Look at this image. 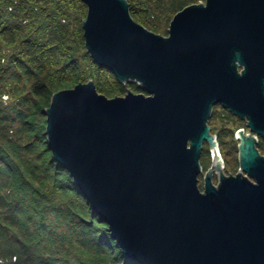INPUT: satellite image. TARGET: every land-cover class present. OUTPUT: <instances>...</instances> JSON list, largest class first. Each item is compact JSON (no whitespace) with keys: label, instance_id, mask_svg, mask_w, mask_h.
Instances as JSON below:
<instances>
[{"label":"water","instance_id":"1","mask_svg":"<svg viewBox=\"0 0 264 264\" xmlns=\"http://www.w3.org/2000/svg\"><path fill=\"white\" fill-rule=\"evenodd\" d=\"M81 1L86 51L141 91L108 98L90 80L55 93L44 111L54 159L127 258L264 264V0L191 4L167 37L134 21L128 0ZM216 104L247 119L234 175L208 124Z\"/></svg>","mask_w":264,"mask_h":264},{"label":"rangeland","instance_id":"2","mask_svg":"<svg viewBox=\"0 0 264 264\" xmlns=\"http://www.w3.org/2000/svg\"><path fill=\"white\" fill-rule=\"evenodd\" d=\"M19 1L22 5H24V3L27 4L22 6L17 16H15L17 22L23 24L21 27L22 31L14 37V41L11 45L5 46L7 43L4 42L2 38L6 35L7 30H0L1 73L2 76L5 74L9 75L3 77L0 83L1 86H4L7 90L10 86L9 91H11V95L13 96V98L10 99L4 96L3 101L5 104H8L9 107H13L20 99H32L31 104L27 106L28 108L32 107V111L29 110L26 112L28 108L24 106L26 109L24 110L25 117L22 118V116L17 115L16 118L18 122L16 125H23L21 119L25 122L28 120L29 122L30 111L32 113L36 111V121H40L43 126H46L47 117L45 113L42 112V109L45 111V109L50 107L52 96L59 91L73 89L77 84L86 83L90 80L95 84L97 82L102 83L107 91L105 93H102V91L98 92L108 98L125 96L129 91L139 93L128 84H126L125 89H120L115 84L113 77L109 78L112 76L111 73L106 71L107 74L103 69L100 70L93 64V59L85 49L84 30L82 28L83 22L87 18L88 8L86 4L82 5L76 0ZM205 1L206 0H128L130 4V14L134 21L143 25L146 29L166 37L169 36L171 21L179 11L191 4L205 3ZM17 7L19 8V5H17ZM26 14L30 16H24L28 17L29 22L22 20L23 15ZM7 19H9V17H7ZM7 19L6 22H8ZM51 30H55V33ZM72 54L77 56V63H70V61H68V57ZM4 55L7 56L5 61L2 59ZM13 59L19 62L16 67L12 65ZM8 82H13L12 86H7L6 83ZM31 120H34V118L32 119L31 117ZM208 124L211 128V133L217 136L220 155L224 162L223 168L225 175L237 174L241 170L239 167V154L235 134L237 129L245 127V122L231 114L221 105H216ZM27 125L25 124L23 127L25 128ZM26 135V133L23 134V136ZM0 138L3 140L1 142L3 147L7 142L12 140L9 135L2 131L0 132ZM31 138L32 136H30L29 139L26 138L27 142L25 146L31 143ZM41 143L42 147H44L42 150H44V141H41ZM258 149L260 154L264 156V140L258 145ZM28 150L27 148L26 151L23 150V155L25 158L32 161L31 168H29L31 177L33 178L31 182L35 185H48V187L42 189L44 196H48V199L57 200L56 210L58 211L48 214L47 223L54 225L52 229L57 228L54 231L55 237L61 235L58 233H62V230H69V227L65 225V221L74 223L76 231L75 234L68 235V238L72 240L69 246L78 249L85 238H81L82 236L78 234V229L80 228H77V224L79 225L77 218L75 215L72 217L66 214V219L64 220L62 212L65 210L77 211L76 207L80 204V200L83 202L82 199H80L77 193H71L72 191L70 192L69 189L54 190L57 189V186L53 187L54 181L52 180V176L54 177L55 173L53 170L52 172H48L43 167L44 160H42V150L38 153H29ZM47 156H50V154ZM200 162L203 171L199 175V187L203 191L204 174L212 164V155L208 143L204 145ZM34 168L36 171H34ZM244 175L247 176L245 173ZM58 179H60V177H58ZM63 202L64 204L61 205L60 203ZM59 213H62V215ZM41 233L44 234L43 231H41ZM90 244L94 245V241ZM48 248H50V246H48ZM63 251L66 252L64 248ZM61 252L62 250H57L54 253H48L47 249L43 252H39L38 254L41 255V260L38 264H45L44 262H47L46 259L51 261V264H65L67 257L64 252L62 254ZM71 253L73 252H67V254ZM85 257L87 258V255H85ZM73 264H76V260ZM81 264L95 263L92 261L90 263L87 260L81 262ZM118 264L127 263L119 261Z\"/></svg>","mask_w":264,"mask_h":264},{"label":"trees","instance_id":"3","mask_svg":"<svg viewBox=\"0 0 264 264\" xmlns=\"http://www.w3.org/2000/svg\"><path fill=\"white\" fill-rule=\"evenodd\" d=\"M76 1L85 5L81 0ZM17 5H19V8ZM25 5L27 4L24 3L22 5L19 0H0V30H7L6 35L2 38L7 43L5 46L11 45L14 37L22 31L21 27L23 24L17 22L15 16H17L20 8ZM24 16H29V14L22 17L23 21L29 22L28 17ZM6 19L8 22H6ZM51 31L54 32L55 30ZM6 57L4 55L2 59L5 61ZM68 61L70 63H77V56L75 54L70 55ZM18 64L17 60H12L13 66L16 67ZM93 64L98 69L111 73L112 76L109 78L113 77L117 87L125 89L126 85H123L112 71L99 66L94 60ZM1 72L0 67V82L3 80V77L9 76L6 74L2 76ZM12 84L13 82L6 83L7 86H12ZM95 85L99 92L105 93L107 91L102 83L97 82ZM128 85L138 92L141 91L136 84ZM9 88L7 90L0 83V132L2 131L9 135L10 139H12L3 147L1 144L3 140L0 138V264H38L41 260L39 252H43L46 249L48 253L62 250V254L64 252L63 248L66 251L64 253L67 257L65 264H73L75 260L76 264H81V262L87 260L95 264H118L119 261L127 264H139L122 253L116 241L111 238L109 226L101 222L99 217L93 213L88 201L74 184L69 172L54 159L46 135L47 122L46 126H43L40 121H36V111L32 113V107H27L31 104L32 99H20L13 107H9L8 104L4 103V96H7L8 99L13 98ZM24 106L28 108L26 112L31 110V114L29 115L30 120L29 122L28 120L25 122L21 119L23 125H16L18 122L17 115L22 116V118L25 117L24 110L26 109ZM42 112L44 113L43 109ZM31 117L34 120H31ZM25 124L29 126L27 125L24 128ZM25 133L27 135L23 136ZM30 136H32L31 143L25 146L27 142L26 138L29 139ZM41 141H44V150H42L44 147H42ZM26 148L29 149V153H38L42 150L43 167L48 172H52L53 170L55 173V176H52V180L54 181L53 187L57 186V189L54 190L69 189L70 192L72 191L71 193H77L80 199H82L83 202L80 200V204L76 207L77 211L65 210L62 212L64 220L66 219V214L72 217L75 215L77 218V222L79 223V225L77 224V228H80L78 229V234L82 236L81 238H85L78 249L69 246L72 240L68 238V235H73L76 231L74 223L65 221V225L69 227V230H62V233H58L61 234L58 237H55L54 232L57 228L52 229L54 225L47 223L48 214L58 211L56 210L57 200L48 199V196H44L42 189L48 187V185H35L31 182L33 178L31 177L29 168H31L32 161L23 155V150L26 151ZM49 154L50 156H47ZM34 171H36L35 168ZM60 204L62 205L64 202ZM62 213L59 214L62 215ZM92 241H94V245L90 244ZM67 252L73 253L67 254ZM85 255H87V258ZM46 260L45 264H51V261Z\"/></svg>","mask_w":264,"mask_h":264},{"label":"flooded vegetation","instance_id":"4","mask_svg":"<svg viewBox=\"0 0 264 264\" xmlns=\"http://www.w3.org/2000/svg\"><path fill=\"white\" fill-rule=\"evenodd\" d=\"M148 95V94H147ZM216 105H221V104H216ZM216 105H214L213 106V111H214V107L216 106ZM222 106V105H221ZM223 107V106H222ZM224 108V107H223ZM224 109H226V108H224ZM227 111H229L228 109H226ZM230 112V111H229ZM231 113V112H230ZM232 114V113H231ZM234 115V114H233ZM236 116V115H235ZM236 117H238V116H236ZM239 118V117H238ZM239 119H241V118H239ZM242 121H244L245 122V127H242V128H239V129H237V131L238 130H241V129H245L246 130V134L247 133H249V128L247 127V119H241ZM210 121V120H209ZM212 134V133H211ZM212 135H214V134H212ZM216 136V135H215ZM217 137V136H216ZM238 140V139H237ZM258 140H259V143H258V145H260V143L264 140L263 138H261V137H258ZM217 141H218V139H217ZM258 145H257V147H258Z\"/></svg>","mask_w":264,"mask_h":264},{"label":"bare ground","instance_id":"5","mask_svg":"<svg viewBox=\"0 0 264 264\" xmlns=\"http://www.w3.org/2000/svg\"><path fill=\"white\" fill-rule=\"evenodd\" d=\"M236 137V136H235ZM220 150V149H219Z\"/></svg>","mask_w":264,"mask_h":264}]
</instances>
